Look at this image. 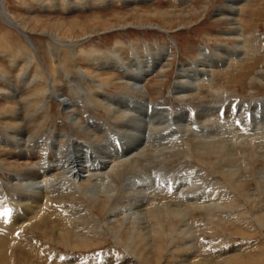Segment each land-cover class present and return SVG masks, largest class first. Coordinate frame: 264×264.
<instances>
[{"label":"bare ground","instance_id":"obj_1","mask_svg":"<svg viewBox=\"0 0 264 264\" xmlns=\"http://www.w3.org/2000/svg\"><path fill=\"white\" fill-rule=\"evenodd\" d=\"M185 1L188 2L189 0ZM205 1L210 2L212 0ZM0 3L3 5V0H0ZM240 4L238 0H229L225 6L222 5L223 7H221L225 8V11L219 8H216L214 11L217 22L228 24L231 30H233L232 32L230 31L232 35H236L237 37H241L240 32L244 25H241V19L239 18V14L242 10ZM191 11H194V9ZM191 11L186 12V14H195V12L191 13ZM144 13L155 16L159 21L165 23H171L169 20L173 15L172 12L168 10L146 11ZM0 14L4 19L3 23H5L7 27L15 30L27 45L35 49L24 27L22 28L19 25L20 23L17 24L14 22L7 11L0 10ZM137 20L139 21V19ZM142 25L143 24H140L139 26ZM147 25L152 24L148 23ZM58 37L49 35L48 38L52 47L54 46L57 50V55L50 54L54 58L53 61L56 64L55 73L59 74L58 72L60 70V72L62 71V75L52 74L50 72L51 70H49L46 77L44 75H39L38 80L33 78L34 81L30 82L35 83L36 81V83L42 87L38 89V85L37 88L35 87L36 85L33 86L35 87L34 94H38L39 91L48 90L50 93V96L49 93L48 96L59 102L60 105H63L64 110L70 113H68L70 116L69 123H71L72 128L76 127L75 130L71 129L70 131L72 136L85 133L89 139L83 141L74 137L72 141L68 133L63 132L62 134L57 133L53 135L52 138L49 136L45 142H42L40 137L38 139H36V137L34 138L35 134L37 135L38 133H27L25 131V125L21 123L23 115L31 116L30 110L40 108L39 100L32 102L30 99L31 103H29L26 98L22 101V107H18L19 110L18 108L14 109L10 106H8L9 108L7 111L3 109L8 113H14V110H16L14 115L15 122L12 121L16 130H14L12 136L8 135L6 138L0 137V149L3 143L13 146V150H0V169L11 168V171L21 173H19V177H10L7 188L11 192V196L4 194V187L0 184V262H2V264L7 263L6 245L8 246L10 242L12 245L20 241L21 228L26 223H31L30 225H32L33 221L39 218L40 220L42 219L44 212L51 211L52 208L53 210L55 208L57 210V206L52 207V201H50L51 182L52 178L55 177L56 171L60 173L58 177L69 181L71 186H75L79 190L78 192L84 194L83 196L92 197V200L97 204L96 207L100 210L104 208L102 206L104 205L103 202L109 200L110 195L113 194L110 193L114 191L117 192V189L121 186L125 198L122 199V204H116L117 206L115 205L113 208L108 207L109 213H111L110 217H108L111 225L118 223L119 226H122L123 229L118 227L115 228L119 229V236L125 245L129 242H134V244L131 243L132 246L128 247L132 250L133 255L140 260L141 264H160L161 255L166 250V241L170 242L174 240L175 235L181 237V239L183 237L192 238L196 234V230L194 226L191 225L192 223L189 219L200 214H192L194 211H204L211 225H215V221L224 222L225 225L227 222L236 225L239 224V222L242 221L241 219L244 218V213L242 210L237 209L239 206V198L232 193L235 191L216 190L214 186L208 184V180L201 172L203 170H195L197 168L179 164L170 168L171 170L167 172V174L161 173L163 169L148 174L142 170L143 168H141L139 164H136L137 162L132 163L131 158H136L141 153V156H143V153L146 152H148V154L150 153L154 158H156V156L165 157L167 155L182 154L185 148H187L185 136L193 132L194 137L192 143H194V149L201 155L203 154L202 156L218 158V163L215 164L213 170L214 175H224L229 178L230 182L234 183L250 205L257 204L255 200H251L252 195L255 197L256 194L247 191V187H249L247 186L248 180L244 179L250 176L253 178L252 180H254L256 179L255 176H258L254 181L258 184L257 180H259L260 188H258L259 190L253 188L252 191H258V194L263 191L264 154L262 150H264V97L257 100L251 99L249 102L243 99H238L239 101H235L237 99L230 101L227 99L218 105L201 106L197 111L189 109L185 111L182 110L177 114H170V111L166 107L150 105L151 100L146 94L148 90L144 85V82L151 77L158 76L159 71H165V64L172 59L171 53L167 49L161 48L155 53L147 54L144 60H141L139 57H132L129 62L122 61V64L116 60H106L105 57L101 55L103 57L101 61H96L100 71L109 69L121 73L117 76L112 75L104 78L99 73H97L98 76H95L82 68H80V71H75L73 74L71 72L72 68L70 70L67 64L73 62L72 60L74 59L72 58L78 59V57L75 56L74 48L77 42L62 40V37L67 38L66 35L60 38ZM49 40L47 39V41ZM237 42L238 43H235L234 50L225 49L223 47L219 49V55L215 57L209 56L204 49L200 50L193 64H189L187 68L181 69L180 67V69H177V81L173 86V93L178 95V98L186 97L188 93L193 91L195 87H198L199 84L206 83L215 68L226 69L231 63L238 61V58L246 53V48L243 43L244 40L242 42V39H238ZM54 47L52 49H54ZM60 51L66 52L63 53L65 55H62ZM95 55L98 54L95 53ZM65 56H67L66 59L68 60L65 59ZM255 73V76L252 77L253 79L250 82L264 83V69L257 70ZM62 76L65 77L64 81L70 84L67 91L59 87L60 83L63 82ZM54 77L57 79L55 80ZM96 77L102 80L100 81L102 85L105 80H111L112 84L115 82L117 84L116 86L123 89L127 95L129 93L138 96H126L124 95L125 92H122V94L118 93L114 96L105 95L104 92L101 93L98 92V90L90 92L94 95V98L98 99L97 101L93 100L95 104L98 103L101 108L112 113L111 115L119 120V123L116 122L117 124H115V130L109 129L107 125L94 119V117H92L93 119L89 117V121L86 124H81L79 112L73 111L74 109L72 110L75 106L73 99L78 103L80 94L81 97L86 98L91 95H88L87 90H80V82H83V80H90L89 83L96 82ZM235 77L237 78V76ZM100 82L98 83L100 84ZM22 110L25 111L23 112ZM215 114H217L216 117ZM8 115H6L5 119H8ZM37 115L39 116V113ZM221 117L222 120L220 119ZM162 128L166 130L164 131ZM97 133L99 135H97ZM33 138L35 140H33ZM62 139H66L67 142L62 144ZM26 142H29L28 146ZM43 143L45 144L43 145ZM25 144L27 147H25ZM193 147L191 149H193ZM250 147L259 150V152L257 153L256 151V153L254 152L255 155H249L247 152L253 151L249 150ZM90 151H92L93 154H90ZM221 156H225V158ZM220 157L221 159L219 160ZM21 184L22 189H18ZM74 190L73 193L77 192ZM103 192H106V194L102 195L101 193ZM73 193L71 191V194ZM76 195H74V197ZM115 195H117V193H115ZM113 200L114 199L111 201ZM74 202L77 203L76 201ZM68 204L71 203L63 204V208H59V218L62 217L65 219L70 213V209H64ZM73 206L74 205H72V207ZM75 208L78 209L77 207ZM108 208H106V211ZM79 209L76 211L77 213ZM262 212L264 213V210L260 211V213ZM87 215L89 216V213H87ZM44 217L46 218V216ZM233 217L236 219H233ZM44 220L46 219L43 218V223ZM60 221L62 220H59V222ZM259 221L264 227V215L259 218ZM36 223L38 225V222ZM61 224L62 223H60V225ZM43 225H45V223ZM79 225H76V231ZM57 227L56 230H58ZM67 230L68 233H70L69 229ZM72 234H66V236L62 235L61 238L63 240H68ZM78 239L80 238L78 237ZM182 242H176L177 244L173 243L174 246H169L171 254L183 253L181 257L170 258L171 260L174 259L172 260L173 264H211L210 261L213 262V260H210L211 258H208L209 256L207 258H201V256L196 254L199 249H194L195 247H192L193 239ZM72 243L71 241L70 246H72ZM75 244L77 246L84 245L86 246L85 248L89 246L87 245L88 243L83 242H75ZM16 246L19 248V245ZM232 250L236 254H227L228 252L226 251L217 253L214 258H222L221 261H218V264H247L244 263L245 260H242L241 257L238 256V251H240L238 248ZM25 252L27 254V250ZM211 252L213 251H209L208 254H211ZM29 255L31 254L29 253ZM59 260L60 257L58 261ZM54 261L55 260H53V262ZM140 262L133 256V259L124 258V261H120L119 264H139ZM109 264L113 263L109 262Z\"/></svg>","mask_w":264,"mask_h":264},{"label":"rangeland","instance_id":"obj_2","mask_svg":"<svg viewBox=\"0 0 264 264\" xmlns=\"http://www.w3.org/2000/svg\"><path fill=\"white\" fill-rule=\"evenodd\" d=\"M228 1L229 0H212L210 2L205 0H189L188 2L185 0H3V5L0 3V10L7 11L14 22L17 24L20 23L19 25L22 28L24 27L35 49L27 45L15 30L7 27V25L3 23L4 19L0 14V137L6 138L8 135H13L12 133L16 130V127L12 124V121L15 122L14 115L16 110L14 109L22 107L23 99L27 98L29 103L38 100L40 102V108L30 110L31 116L23 115L21 121V123L25 125V131L27 133H38L37 135L35 134L34 138L36 137V139H38L40 137L42 142H45L49 136L52 138V136L57 133L62 134L66 132L72 141L74 137L83 141L89 139L85 133L74 136L70 134L71 129L75 130L76 128H72L71 123H69L70 113L64 110L63 105H60L59 102L49 97L50 93L48 90L39 91L38 94H34L35 87L37 88L39 85L36 81L35 83L30 82L34 81L33 78L38 80L39 75H44L46 77L49 70H51L50 72L52 74L62 75V71L60 72V70L58 72L59 74L55 73L56 64L53 61L54 58L50 54L57 55V50L54 46V49H52L53 47L48 38L49 35L59 36L58 38L66 35L67 38L62 37V40L77 42L74 48L75 56L78 57V59L72 58L74 59L72 60L73 62L69 60L71 63L67 64L70 70L72 68L71 72L73 74L75 71L78 72L81 70L80 68H82L95 76L99 73L104 78L112 75L117 76L121 73L109 69L100 71L97 62L101 61L103 57H105L106 60H116L122 64V61L129 62L132 57H139L141 60H144L147 54L155 53L161 48L167 49L171 53L172 59L167 63L165 62V71H159L158 76L151 77L144 82V85L148 90L146 94L151 100L150 105L166 107L170 111V114H177L182 110L185 111L189 109L197 111L201 106L218 105L227 99H229V101L235 99H237L235 101H239L238 99H243L249 102L251 99L257 100L264 97V83L250 82L257 70L264 69V0H238L239 4L241 3L242 9L239 18L241 19V25L244 24L242 26L244 30L242 29L240 32L241 37L232 35L231 32L233 30H231L228 24L218 23L215 19L214 11L216 8L225 11V8L221 7L225 6ZM192 9H194V11H191ZM154 10H168L172 12L173 15L169 20L171 23L159 21L157 17L144 13L146 11L153 12ZM189 11H191V13L195 12V14L187 15L186 12ZM137 19H139V21ZM139 23L143 25L139 26ZM148 23L152 25H147ZM47 39L49 41H47ZM238 39H242V42L244 40L243 43L246 48V53L241 55L238 61L231 63L226 69L215 68L209 80L206 83L199 84L198 87H195L186 97L178 98V95L173 93V86L177 81L176 73L178 68H187L189 64H193L198 57V52L203 49L212 57L219 55L218 51L223 47L225 49L234 50L235 43H238ZM61 53L65 55L63 53L66 52L62 51ZM95 53L98 55H95ZM101 55H103V57ZM66 58L67 56H65V59ZM232 75L237 76V78ZM54 78L55 80L57 79L56 77ZM64 79L65 77L62 76L63 82L60 83L59 87L67 91L70 84L64 81ZM100 81L102 80L97 77L96 82L92 83H89L90 80H83V82H80L81 84L79 83L80 90H87L88 95L91 94L90 92L98 90V92H104L105 95L110 96L125 92L123 89L116 86L117 84L115 82L112 84L111 80H105L103 85ZM98 82H100V84ZM40 88L42 87L39 86L38 89ZM124 95L138 97L135 94L128 93L127 95L126 92ZM80 97L78 103L73 99L75 106L72 110L74 109L73 111L79 112L81 124H86L89 121V117L91 119L94 117V119L107 125L109 129L115 130V124L119 123V120L115 119L114 116L111 115L112 113L101 108L98 103L95 104L94 101L98 99L94 98L93 94L89 96L90 98ZM8 106L14 108L11 109L14 110V113L6 112L9 108ZM22 111L24 112L25 110ZM38 113L39 116L37 115ZM6 115L9 116L8 119H5ZM216 115L217 114H215V117ZM220 119L222 120V117ZM162 129H164V131L166 130L165 128ZM97 135L99 134L97 133ZM193 137V132L185 136L187 148H185L182 154L167 155L165 156L166 158L162 156H156V158H154L150 153L149 155L148 152H146L143 153V156H141V153L136 158L132 157V163L137 162L136 164H139V166L143 168L142 170L148 174L160 169H163L161 173L167 174V172L171 170L170 168L179 164L197 168L195 170L201 169L203 170L201 172L208 180V184L214 186L216 190L235 191L232 193L239 198V206L237 209L243 211L244 218L241 219V222L238 221L239 224L237 225L229 222L225 225L224 222L216 221L214 223L215 225H211L204 211L192 212L194 215L197 213L201 214L189 219L192 223L191 225H193L196 230V236L194 235L192 238L183 237L181 239V237L175 235L174 240L170 242L166 241V250L161 255L160 264H173L172 260L174 259L171 260L170 258L181 257L183 253L171 254L169 246H174L173 243H181L189 239H193L192 247H195L194 249L198 248L200 251L196 254L201 256V258H207L209 256L208 258L213 260V262L210 261L211 264H218V261H221L222 258L220 257L217 259L214 258L217 253L226 251L228 252L227 254H231L234 253L232 250L234 248L240 250L238 251V256H240L242 260H245L244 263L264 264V227L259 221V218L264 215L263 212L260 213L261 210H264V193H262L264 192V188L261 187L263 191L259 194L258 191H252L253 188H260L259 180H257L259 185L254 181L258 176H255L256 179L254 180H252L253 178L250 176L244 179L248 180L247 186L249 187H247V191L256 194L255 197L252 195L251 200H255L257 204L250 205L234 183L230 182L229 178L224 175H214L213 170L215 164L218 163V158H209L198 153L193 147ZM34 138L33 140H35ZM66 142V139L61 140L62 144ZM26 144L28 146L29 142H26ZM26 144L25 147H27ZM44 144L45 143H43V145ZM192 147L193 149H191ZM250 148L249 150L253 151L247 152L249 155H255L256 151L257 153L259 152L257 149ZM9 149L13 150V146L3 143L0 150L7 151ZM262 151L264 154V150ZM90 154H93L92 151H90ZM221 157L225 158V156ZM10 169H0V184L4 187V194L11 196L7 184L10 181V177H19V173L21 172H13ZM56 172L51 182L53 185L51 184L50 201H52V207L57 206V210L56 208L54 210L52 208L51 211L44 212L41 219L42 222L40 218L37 219L38 221L35 220L38 222V225L33 221L32 225H30L31 223H26L21 228L22 232L25 231L23 233L21 232L19 244L15 243L11 245L10 242L8 246L6 245V258L8 259L6 264H109V262L119 264L120 261H124V258L133 259V256L140 262V260L133 255L130 247H128L132 246L134 242H129L125 245V243L121 241L118 228L123 229L122 226H119L118 223L114 225L110 223L109 217L111 213H109L108 207L113 208L116 204H122V199L125 198L121 186L117 189V192L114 191L110 193H113L114 196L113 194H108L110 195V199L103 202L104 205L102 206L104 208L100 210L96 207L97 204L92 200V197L83 196L84 194L78 192L79 190L75 186H71L69 181L58 177L60 175L59 171ZM18 189H22V184ZM72 189H75L74 191L77 192L73 193ZM71 191L73 194H71ZM115 193H117V195H115ZM101 194L105 195L106 192ZM74 195L76 196L74 197ZM112 199L114 200L111 201ZM67 203H71L78 209L80 208L79 212L77 213L76 211H78V209L68 204L64 209H70V213L65 219L62 217L61 219L59 218V208ZM91 206H93L94 209ZM106 208H108L107 211ZM255 211L257 213V218ZM87 213H89V216ZM44 216H46V218ZM43 218L46 219L44 220L45 225H43ZM78 218L85 220L81 221ZM233 219L236 218L233 217ZM59 220L62 221L59 222ZM60 223L62 224L60 225ZM76 225H79L77 231ZM56 227L58 230H56ZM66 228L69 229L70 233H68ZM64 233L73 234L69 237L70 239L63 240L61 237ZM66 234L63 236H66ZM78 237L80 239H78ZM71 241L73 242L71 244L72 246H70ZM75 242L88 243L87 245L89 246L87 248H85L86 246L84 245L77 246ZM16 245H19V248ZM24 250H27V254ZM209 251L213 252L208 254ZM29 253L31 255H29ZM59 257L61 261H58ZM53 260H55V263ZM0 264H2V262H0ZM139 264H141V262Z\"/></svg>","mask_w":264,"mask_h":264}]
</instances>
